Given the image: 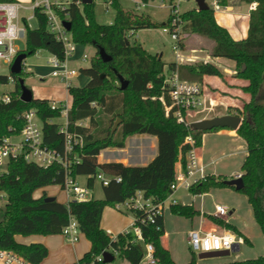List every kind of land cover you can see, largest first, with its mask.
<instances>
[{
  "label": "trees",
  "instance_id": "obj_1",
  "mask_svg": "<svg viewBox=\"0 0 264 264\" xmlns=\"http://www.w3.org/2000/svg\"><path fill=\"white\" fill-rule=\"evenodd\" d=\"M140 1L149 3L151 0ZM229 1L218 0L224 7L230 5ZM240 1L256 2V8L250 12L246 38L234 39L229 30L218 23L215 10L211 7L184 11L183 32L211 39V55L234 60L236 75L250 81L243 89L251 93V100L245 103L243 109L232 106L229 109L243 117L236 131L246 140L248 148L242 165L244 187L238 191L248 197L254 217L264 233V102L260 96L264 83V0ZM113 7L115 18L108 24L97 20L94 1L80 5L76 0H71L68 7L59 11V14L63 20L71 22V30L68 32L75 43L91 44L96 48L91 65L81 69L84 75L90 77L88 83L69 87L72 97L68 115L69 129L84 138L83 146L77 148L80 160L72 166V173L75 177L86 175L90 187H94V175L99 171L113 177L119 176L121 181L113 179L109 185H104L103 198L61 202L57 199L46 201V192L40 197L34 195L39 188L63 183L64 169L59 164L45 168L27 162L20 155L10 159L0 176V190L7 196L4 218L0 221V250H14L35 264H42L47 257V246L40 242L23 243L16 236L60 234L71 216L76 218L80 231L91 241V248L79 259V264H113L98 259L106 249L112 251L115 260L119 258L121 264H140L146 252V243L153 245L157 264H178L162 243V236L166 233L163 211L157 214L155 223L143 221L147 214L142 210L130 211L137 219L135 224L140 226L143 240H139L133 230L121 232L116 237L111 235L102 227L103 211L106 206H115L139 190L156 203L166 200L172 193L176 163L180 155L184 158L192 147L186 143L187 137L191 135L196 141L195 145L201 146L205 132L222 129L192 130L190 126L179 122L172 112L166 114L165 104L171 103L169 89L165 84L167 63L159 54L149 53L141 43L131 42L129 36L139 29L165 26L167 21L157 23L150 15L126 10L119 0H113ZM35 17L38 25L28 28L27 46L23 51L29 56L39 49H46L64 58V45L50 32L47 15L41 8H36ZM100 48H104L112 57L110 61L102 59ZM172 70H177L180 78L190 81L202 82L204 74L223 76V72L212 63L196 65L174 61L168 63V71ZM27 75L24 69L18 75L0 74V83H8L10 78L16 83L15 90L10 92L11 100H0V140L19 134L25 124L22 113L35 108L43 122L45 142L63 151L64 135L59 131L60 123L51 122L61 116V109H52L49 98L35 97L31 102L23 101L19 81ZM120 75L128 81L125 89L121 88ZM101 112L112 119H120V125L114 129L111 122L108 127L100 129L99 133L95 132L101 124ZM87 118L90 119V126L76 125V122ZM138 134L154 135L158 139V152L148 164L131 166L117 161H99L103 150L125 148L127 139ZM229 179L223 175L207 174L193 184L189 191L204 194L213 187L230 186L226 184ZM170 207L173 214L187 218L200 213L193 205L171 203ZM207 217L242 236L245 243H251L231 223L215 215ZM187 264L200 263L193 255ZM219 264H264V255Z\"/></svg>",
  "mask_w": 264,
  "mask_h": 264
},
{
  "label": "built area",
  "instance_id": "obj_2",
  "mask_svg": "<svg viewBox=\"0 0 264 264\" xmlns=\"http://www.w3.org/2000/svg\"><path fill=\"white\" fill-rule=\"evenodd\" d=\"M95 1V0H93ZM183 0L169 1V16L167 24L163 27L165 32H168L172 38V50L175 54L176 62L178 64L184 63H212L209 58H202L197 55L189 54L184 48L183 39V18L184 13L180 9V4ZM71 0H32L29 6L24 5L19 1H0V61L12 66L17 55L22 52L17 45L18 40L26 39L27 30L30 24V19L35 17L36 8H41L48 17L49 30L55 38L64 45V58L58 57L51 53L49 63L52 67L51 75L58 78L64 83L67 89L68 96L65 99L50 101L52 109H61V115L65 118L63 123H60L59 131L64 135V150L59 151L56 148L49 146L45 142V134L43 122L40 119L37 110L30 108L22 113L25 124L19 134L6 136L0 140V167L6 166L12 157L22 155L27 162L36 163L45 168L59 164L64 169V181L59 184L64 190L67 202L71 200L89 201L94 197V188L88 184L82 185L78 182L77 177L72 173V166L78 163L80 155L77 152L78 147H82L84 138L81 134L71 131L69 129V110L72 106V97L69 93V87L72 86V79L80 75V71L71 66L76 44L69 34L68 30L63 24L59 11L65 10L70 4ZM80 5L83 4L81 0H76ZM141 2V1H140ZM107 8L113 5V0H106ZM142 5L146 4L141 2ZM256 8V3L251 5V9ZM21 9H31L33 15L24 17L21 15ZM215 11L222 10V5L216 0ZM83 58L87 54H83ZM165 84L169 89L171 99L170 104H165L166 114L171 112L177 117L179 122L190 126V121L187 114L204 104V87L201 82L190 81L182 79L177 70L167 71ZM0 100L8 102L11 100L10 92L0 93ZM85 120L76 122V125L83 126ZM51 122H55L52 119ZM20 136V139L17 137ZM195 139L189 135L186 143L192 147L186 153L184 158L180 155L175 168V181L172 184V193L169 197L158 203L151 198L144 196L143 191L139 190L130 198L118 202L115 207L121 211H135L142 210L146 212L147 218L142 219L150 223L156 222L157 214L164 210L165 202L174 196L180 188L190 190L191 186L201 181L207 174L204 166L200 163L197 154V147ZM4 172V171H3ZM1 174V173H0ZM1 176V175H0ZM242 173L235 177H241ZM95 181H100L102 186L109 185L115 179L121 181V177H113L104 172H97L94 175ZM6 194L0 190V208H2L3 198ZM173 204L178 203L176 198H172ZM216 213L219 216L228 215L230 208L227 205L217 204ZM137 219L134 217V222L131 228L124 232L133 230L139 240H143L142 231L139 225L135 224ZM62 234L66 239L72 243L80 238L81 231L79 224L74 216L70 217L68 224L63 227ZM116 237V235L114 236ZM235 243L240 245L244 243L242 236L235 232L225 230L221 233L213 231L192 230L189 233V245L194 251L198 252H214L231 250ZM112 251L106 249L99 256V260H103V253ZM116 254V253H115ZM0 264H35L11 249L0 250ZM79 264V262H78ZM140 264H157L154 256V247L151 243H146V252Z\"/></svg>",
  "mask_w": 264,
  "mask_h": 264
},
{
  "label": "rangeland",
  "instance_id": "obj_3",
  "mask_svg": "<svg viewBox=\"0 0 264 264\" xmlns=\"http://www.w3.org/2000/svg\"><path fill=\"white\" fill-rule=\"evenodd\" d=\"M137 0H119L122 7L126 10H129L134 13L150 15L151 19L157 23H163L168 20L169 16V1L168 0H151L149 4L142 5L140 0L136 3ZM95 13L97 20L100 23H112L115 18V9L113 5H109L107 8L106 0H95ZM208 5L211 8H215L216 0H206ZM243 1L240 0H230V4L238 5ZM29 3V2H26ZM242 4L241 8L237 7L235 10H227L224 6L222 8L226 11L222 13L221 11H216V16L218 20L223 21L224 16L228 15V17L236 18L238 16V12H246L248 8V4L252 5L253 3ZM140 6V7H139ZM198 4L196 0H183L180 4L181 11H186L189 9L197 8ZM252 10V9H251ZM21 15L24 17H29L33 15V11L31 9H21ZM30 24L32 28L37 27L38 21L36 17H32L30 19ZM164 26L156 27V28H145L139 29L137 35H130L129 40L131 42L137 41L141 43L149 52L156 53L159 51L160 53H164V61L166 64V70L168 69V63L175 59V54L172 50V38L168 32L163 30ZM183 39L184 48L189 47L191 34L189 33ZM133 36V37H132ZM204 42L200 47L207 48L208 43H210L209 38L202 36ZM192 41V40H191ZM17 45L21 50H25L27 46L26 39L18 40ZM187 47H186V46ZM87 54L86 58L79 57L82 54ZM96 54V48L91 44H76V50L74 52L75 59L72 60L71 66L76 68L80 71L79 77L72 79V84L75 86H82L83 78L86 76L82 73V68H87L91 65L92 58ZM51 57V53L46 49H39L36 53L27 56L24 60V70L28 72V75L25 77V83L29 88L33 90L35 97H46L49 99L61 100L65 99L68 96L66 86L63 82H61L58 78L51 75L52 67L50 65L49 58ZM193 64V63H191ZM200 64V63H195ZM237 73V69L235 70ZM0 74L11 76V68L7 64L0 61ZM199 82V81H198ZM16 83L12 78L8 83H0V93L3 92H11L15 90ZM231 114H238L235 110L229 109ZM239 115V114H238ZM100 120L101 124L99 128L95 130V132L100 131V129H104L109 126L111 122H113V128L116 129L121 121L115 127L116 122L119 120L118 118H113L108 116L107 114L100 113ZM58 123H63L65 118L61 115L59 118L55 119ZM84 126H90L91 122L90 119L87 118L83 122ZM151 138V136H147ZM136 136H131L127 140H129L130 148H133L132 143ZM20 139V136L17 137ZM152 141H147V149L146 152L143 154L136 155L135 162L143 163L147 159L153 155L155 149L152 147ZM114 148H107L105 149L108 152V155H114L112 153ZM133 151V149H132ZM131 150H126L123 153H118L120 155H128ZM234 162L235 159L229 160V165ZM238 162H236L237 164ZM7 168L6 166L0 167V173L2 174ZM0 174V175H1ZM235 178V177H233ZM78 182L82 185L87 184L88 177L86 175H79L77 177ZM44 192L48 194V196L55 197L58 201L67 202V197L64 190L61 188L59 184H50L43 188H39L35 191V196H40ZM94 197L95 198H103L104 197V190L103 186L101 185L100 181H95L94 184ZM174 198H178L180 201H190L192 197L194 198L193 193L188 190L180 189L179 192L173 196ZM171 197L165 202L164 206V219H165V226L166 231H168L169 238L171 243L173 244V253L175 256L178 254L186 256V260L192 259V256H196L198 263L201 264H218L223 262H229L238 259H249V258H257L259 256L264 255V233L262 232L259 224L254 218L253 209L251 204L248 201L246 194L237 189L226 186V187H213L211 190L203 196H196L195 197V206L200 208L201 202L203 203L202 208L210 211L214 214L215 206L217 203L227 205L230 210L234 211V217L231 218V222L239 226L243 229L246 234L251 239V243H243L240 246V250L238 252H231L229 255L223 256H215V257H208V258H201V252L194 251L187 241V230L190 228L192 219L174 215L171 211ZM178 200V201H179ZM7 202V196L3 198L2 208H0V221L4 218L5 214V204ZM111 210L110 214L112 217H116V214L121 215L125 220L131 222V226L134 221V214L130 211H121L117 209L115 206H107V210ZM200 214L196 215L194 221L197 223L199 221ZM213 221V220H212ZM217 224V223H216ZM220 225V224H219ZM222 226V225H221ZM22 237H28L23 236ZM84 238V237H82ZM81 238V239H82ZM177 251V252H176ZM178 253V254H177ZM194 253V254H193ZM238 255V256H237ZM237 256V257H236ZM178 257V256H177ZM176 257V258H177ZM179 258V257H178ZM177 258V259H178ZM186 260L183 258H179L177 261L181 264H186ZM75 262V263H74ZM73 264H76L74 261ZM113 264H121V260L117 258L115 261L112 262Z\"/></svg>",
  "mask_w": 264,
  "mask_h": 264
},
{
  "label": "crops",
  "instance_id": "obj_4",
  "mask_svg": "<svg viewBox=\"0 0 264 264\" xmlns=\"http://www.w3.org/2000/svg\"><path fill=\"white\" fill-rule=\"evenodd\" d=\"M16 1H19L26 6H29L32 3V0H16ZM26 2H29V3H26ZM137 2L138 0L136 1V3ZM149 3H146V4H149ZM242 4H246V3L242 2L238 5L230 4L229 6H226L225 9L229 11L230 10L233 11L237 7L241 8ZM219 11H221L222 13L226 12L223 8L222 10H219ZM250 12H251V5L248 4V8L246 12H238L239 14L236 18H231V17H228V15H225L224 20L220 21L218 20L216 16V11H215V16H216L218 23L226 27L234 39L239 40V39L246 38L248 36L249 26H250ZM137 34H138V31L134 35H137ZM188 34L189 33H186V35ZM204 39L205 38H203L199 34L191 33V38H190L191 44L189 45V47L185 45L187 47L185 49L187 50V52H189V54L197 55L202 58L211 59L212 64L216 65L223 72V76L221 77L219 75H214V74H204L203 80L201 82L203 84L204 92H205L204 93V104L200 108H197L193 111L188 112L187 118L190 121V123L193 121H198V120H202L206 118H212L216 116L229 114L230 106L243 109L245 103L249 102L252 98L251 93L246 92L243 89L244 87L248 86L250 81L248 79H245V78H242L236 75V71H235L236 62L232 59H228L224 57H214L213 55H211L210 50H211V47L213 46V41L210 40V43H208L209 47L203 48L200 46L203 45L202 43L204 42ZM151 54H159L162 60L164 61L163 52L160 53L159 51H156V53H151ZM174 61L176 62V58L172 60L171 62H174ZM89 80H90V77L86 75L83 78L82 85H85L86 83H88ZM260 96H262V100L264 102V83L260 91ZM39 98H46V97H39ZM135 136L136 138L134 139V142L132 143V146H134L133 148H130L131 145L129 143V140H127V145L125 148H114L115 150L113 149L114 150L112 152L114 153L113 156H111V154L108 155V152L106 150H103L101 154L99 155V161L100 162L117 161V162H122L125 165H131V166H144L148 164V162L158 152V139L156 136L149 135V134H138ZM147 136H151V138H148ZM147 141H150V142L152 141L151 145L155 149V152L153 153V155H151L149 159H147L143 163L135 162L136 155L142 154V153L144 154L146 152ZM128 149L131 150V152L128 155L118 154V153H123L124 151ZM197 154L199 156L200 163L205 168L206 174L223 175L228 178H233L237 174L242 173V165L248 154L247 142L242 136H240L237 133L236 130L232 128H222L219 130L208 131L203 134L202 144L201 146L197 147ZM232 159H235V164L234 162H232V164L229 165V160H232ZM236 162L238 163L236 164ZM180 189H184V188H180ZM179 190L175 192L174 196L179 192ZM205 194L206 193L193 194L194 198L192 197L190 201H184V202L176 198L177 201L179 200L178 204L193 205V207L196 210H199L200 212L199 213L200 219L197 223L194 221V218L196 216H194L193 218H190L192 219V223H191L190 228H188L187 230L188 244H189V233L192 230L213 231V232H219V233L225 230H229L219 224H216L209 217H207V215H215V216L222 218L226 222H229L232 225H234L243 236H246L249 238V236L246 234V232L243 229H241L239 226L231 222V218L234 217V211L230 210V213L228 215L219 216L216 213V206H215V211L213 214L210 211H207L206 209L202 208L203 206L202 202H201L200 208H197L195 206V197L203 196ZM40 196H35V197H40ZM217 204H220V203H217ZM110 211L111 210L109 209L107 210V206H106L103 211L102 222H101L102 227L107 232L115 236L131 228L130 221L125 220L119 214H116L115 215L116 217H112L110 214ZM163 213H164V210H163ZM165 230H166V226H165ZM16 238L18 241L23 242V243L40 242V243L45 244L48 248V255L47 257L44 258V260L42 261V264H73L74 261H76V264H78L79 259L84 255L85 252H87L91 248V241L82 232L80 234L79 240L74 243L68 241L62 233L50 234V235L32 234V235H28V237H22V235H17ZM249 240L251 242L250 238ZM162 243L166 248L170 250L173 259L178 264H181L177 261L179 258L180 259L183 258L184 260H186V256L177 253L178 254L177 256L179 257L178 258L173 253L174 247L170 241L168 231H166L165 235L162 236ZM185 262L187 264L190 261L186 260Z\"/></svg>",
  "mask_w": 264,
  "mask_h": 264
},
{
  "label": "water",
  "instance_id": "obj_5",
  "mask_svg": "<svg viewBox=\"0 0 264 264\" xmlns=\"http://www.w3.org/2000/svg\"><path fill=\"white\" fill-rule=\"evenodd\" d=\"M83 4H89L92 3L93 0H81ZM198 4L199 10H206L209 9L210 6L206 2V0H196ZM64 26L68 31L71 30V22L68 20L63 21ZM127 43L129 41L127 40ZM100 55L102 59L105 62H108L112 59V57L105 51L104 48H100ZM28 54L24 51L20 52L14 63L11 66V73L13 74H20L24 69V60L27 58ZM120 81H121V88L125 89L128 86V81L124 79L122 75H120ZM20 85L22 89L21 99L25 102H31L35 96L33 93V90L27 86L25 83V79L20 78ZM120 119L116 122L115 127L119 123ZM243 121V117L238 114H225L221 116H216L212 118H206L198 121H193L190 123V128L192 130H212L215 128H232L234 130H237L240 126L241 122ZM226 184L230 186H235L237 190H240L244 187V180L241 177H235L231 178L229 180H226ZM56 198L53 196H47L45 198L46 201H53ZM240 244L235 243L233 245V248L231 250H224V251H214V252H201L200 257L201 258H208V257H215V256H223V255H229L231 252H238L240 250ZM103 261L105 263H111L115 261V255L109 251H106L103 253Z\"/></svg>",
  "mask_w": 264,
  "mask_h": 264
}]
</instances>
